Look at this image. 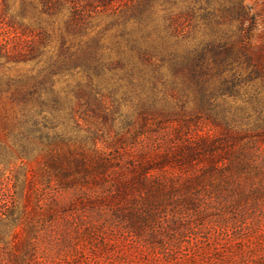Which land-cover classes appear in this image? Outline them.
<instances>
[{
  "label": "rangeland",
  "instance_id": "obj_1",
  "mask_svg": "<svg viewBox=\"0 0 264 264\" xmlns=\"http://www.w3.org/2000/svg\"><path fill=\"white\" fill-rule=\"evenodd\" d=\"M57 1L0 0V264H264V87L214 52L264 46V0ZM56 147L90 181L42 215Z\"/></svg>",
  "mask_w": 264,
  "mask_h": 264
},
{
  "label": "trees",
  "instance_id": "obj_2",
  "mask_svg": "<svg viewBox=\"0 0 264 264\" xmlns=\"http://www.w3.org/2000/svg\"><path fill=\"white\" fill-rule=\"evenodd\" d=\"M51 2L53 3L54 7L58 1L55 0L53 2V0H51ZM204 10H213L214 12L218 11L219 13H222V15H225L224 17L230 22L237 19L240 24H243L244 21H247V15L245 13L241 0H205ZM248 39L249 32H247V35L239 36L238 39L235 40V42L230 41L223 47H216L214 49V52L217 53V56H220V49H223L222 54L224 60H222L221 62L225 66L231 65L234 62L239 63L240 60L243 59V61L246 63L247 70L249 71L246 77L247 80H249L250 82H256L257 80H260L262 81L264 87V46H250L249 44L247 45L246 40ZM237 46H240L239 50L235 49V47ZM216 62L218 61L216 60ZM242 82V77L236 74V78L232 81V84L234 88H236L241 87ZM249 101L254 105L259 104L260 101L258 100L257 93L255 94V96L251 95ZM205 104H208L209 107L212 106L210 95L205 98ZM262 106H264V103L262 104ZM33 114L34 116H40V112L37 111L33 112ZM258 118H260V116ZM262 119H264V117ZM261 128L262 130H264V124ZM38 132H40V134H44L43 131ZM47 139L49 140L48 137ZM244 146L245 145H243V147H241V149L238 151L231 150L227 153H224V155L227 156V159L231 161L248 159L249 154L245 152ZM200 147L201 146H199V148ZM247 147L248 145H246V148ZM206 148L208 147L206 146ZM198 159L199 155L195 152V149H190V155L188 158L189 164H192L193 167V161H197ZM42 171L47 178V181L52 182L51 173L53 172V174H56L58 179L62 183V187L58 184H55V187H53V196H55V199H53L49 204L44 205V207H42L41 205H37L38 210L36 211L42 215H45L52 213L55 207L60 206L61 201L57 199V194L59 192L68 191L73 185L74 187H76V184H78V182L88 183L90 181L92 170L87 166V160L76 156L74 152H62L60 151V149L58 150V147H56L47 153V161L46 164H44V168H42ZM144 179L145 180H141V183L145 184V182H147L150 177L145 176ZM63 205H66V203ZM7 218L9 219L8 222L13 224L16 221L15 212L11 211V213L7 215Z\"/></svg>",
  "mask_w": 264,
  "mask_h": 264
}]
</instances>
